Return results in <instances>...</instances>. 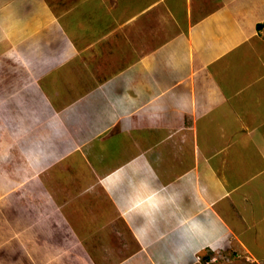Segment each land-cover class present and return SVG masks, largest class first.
<instances>
[{
  "label": "crops",
  "instance_id": "crops-1",
  "mask_svg": "<svg viewBox=\"0 0 264 264\" xmlns=\"http://www.w3.org/2000/svg\"><path fill=\"white\" fill-rule=\"evenodd\" d=\"M262 4L0 0L2 152L55 183L11 264L264 263Z\"/></svg>",
  "mask_w": 264,
  "mask_h": 264
},
{
  "label": "rangeland",
  "instance_id": "rangeland-1",
  "mask_svg": "<svg viewBox=\"0 0 264 264\" xmlns=\"http://www.w3.org/2000/svg\"><path fill=\"white\" fill-rule=\"evenodd\" d=\"M242 1H245V3L246 2L251 3L252 0H242ZM145 2H147V1H145ZM261 6L264 9V4H262ZM94 16H96V14H94ZM94 16L91 15V17H94ZM32 59L33 58H30L29 60L32 61ZM5 76H8V74H6ZM4 106H5L4 103H0V121L2 123H5V122L7 123L9 110H8V108L5 109ZM11 107H13V106H11ZM23 110L24 109L22 107H18V109H17V111H19V112H22ZM6 146H8V145H6ZM24 147L25 146H22V145H15V148H16L15 152H19L20 155L22 157H24V160H25L27 158V155L25 156L24 151L22 149ZM28 147H30V146H28ZM10 148H11V146H10ZM2 150H3V147L0 145V151L2 152ZM10 151H11V149L9 150L7 147L2 152L3 155L0 153V176L2 177V180L0 181V264H11V255L15 254V252H13V251L11 252V248L13 246L16 247L17 243H19V241H17V242L15 241L14 245H13V242H11V229H13L16 225H17V227L19 225L24 226L23 223L25 222L26 219L23 218V216H26L27 213H24L22 211L27 210L28 212H30V211L43 212L44 210H49L52 207V205H54L53 202L55 200V197L53 195L55 183H53L51 181L44 182V183L42 182V185L44 186V190L47 189V192H48L47 196L46 195L44 196L45 199L43 198V196H41V198L38 197L39 193L37 195L32 194L36 191H39V189H37L38 186H34L33 182L32 183L31 182L25 183V182H23V180H21L22 176L24 175V169L26 167H21V169L20 168L18 169L17 163L11 164V157L8 158L9 155L11 156ZM26 151H27V149H26ZM28 162L29 161H27L26 163H28ZM67 167L68 166H66V164H65L62 168L64 170L68 171ZM28 168H30V167H27L26 169H28ZM11 174H13V175L17 174V176L19 175V177L17 178L18 180L17 179L13 180L11 178ZM64 181H65V184L69 183V184H73V186H76L75 183H70L69 180H64ZM76 183H78V182H76ZM61 193L65 194L66 192H61ZM44 200H45V202H44ZM13 201H14V203H13ZM45 214L46 213H42L41 216H44ZM33 226L34 225H32L31 228L28 229L29 232L32 233L31 240L35 239L36 237L37 238L42 237L40 231L34 229ZM85 231H86V229L83 228L82 232L79 229H78V231H75V232L78 236L80 234H83L82 239L80 241V244L82 243L83 246L88 248L87 247L88 244H87L86 240L91 239V240L95 241L96 237H97V233L91 234L89 231H87V232H85ZM92 232H94V231H92ZM85 237H87V238L85 239ZM24 242H25V240H24ZM25 243L28 244V246H26V247L29 249V251L31 253H33V255H31V253L25 252L24 255H26L25 256L26 258L24 259V264H41V262H42L41 260L43 259V257H45L43 255L45 253L47 255H50L52 253L51 252L52 248H50L49 246H45L44 247L45 249H44L43 246H41L42 243H40V245H39L38 242H33V244L30 243V244H32L31 246L29 245V241H27ZM39 248L42 250L41 252H40ZM79 248H83V247H81L79 245ZM94 249H95V247H94ZM19 256H20V254H19ZM30 258L32 259V262L29 261ZM223 264H232V263L224 261ZM239 264H251V263H248V262H246L245 259H243V262H241ZM262 264H264V263H262Z\"/></svg>",
  "mask_w": 264,
  "mask_h": 264
},
{
  "label": "trees",
  "instance_id": "trees-1",
  "mask_svg": "<svg viewBox=\"0 0 264 264\" xmlns=\"http://www.w3.org/2000/svg\"><path fill=\"white\" fill-rule=\"evenodd\" d=\"M262 25H263V23H259V24H258L259 27L262 26Z\"/></svg>",
  "mask_w": 264,
  "mask_h": 264
},
{
  "label": "bare ground",
  "instance_id": "bare-ground-1",
  "mask_svg": "<svg viewBox=\"0 0 264 264\" xmlns=\"http://www.w3.org/2000/svg\"><path fill=\"white\" fill-rule=\"evenodd\" d=\"M138 211V210H137Z\"/></svg>",
  "mask_w": 264,
  "mask_h": 264
}]
</instances>
